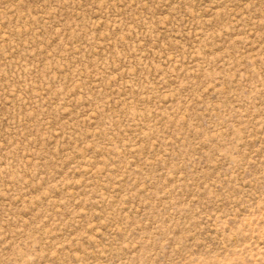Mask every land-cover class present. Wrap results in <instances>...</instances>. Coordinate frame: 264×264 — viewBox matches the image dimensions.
Instances as JSON below:
<instances>
[{"label": "rangeland", "instance_id": "rangeland-1", "mask_svg": "<svg viewBox=\"0 0 264 264\" xmlns=\"http://www.w3.org/2000/svg\"><path fill=\"white\" fill-rule=\"evenodd\" d=\"M0 264H264V0H0Z\"/></svg>", "mask_w": 264, "mask_h": 264}]
</instances>
